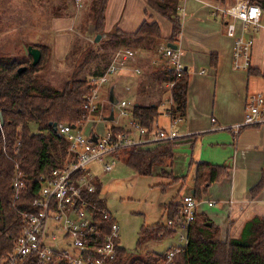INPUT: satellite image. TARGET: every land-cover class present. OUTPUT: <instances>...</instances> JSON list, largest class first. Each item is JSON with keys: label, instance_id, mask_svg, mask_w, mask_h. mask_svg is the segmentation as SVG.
Wrapping results in <instances>:
<instances>
[{"label": "trees", "instance_id": "16d2710c", "mask_svg": "<svg viewBox=\"0 0 264 264\" xmlns=\"http://www.w3.org/2000/svg\"><path fill=\"white\" fill-rule=\"evenodd\" d=\"M207 1L225 4L227 0ZM249 1L264 8V0ZM106 6L107 0L93 1L94 28L97 35L106 38L107 42L114 47L118 42L125 45L128 41L135 40L146 42L148 48L162 39L160 26L156 22L147 21H144L135 33H125L119 29L106 33L104 31ZM148 6L171 23L172 35L168 42L176 44L182 29L178 10L179 1L149 0ZM32 46L39 49L42 54L41 61L36 66H33L31 56L23 60L0 57V116L3 118L0 131V260L14 249L15 242L24 227L22 214L31 209L32 202L39 193L40 177L48 175L67 158L68 143L52 129L51 125L61 122L76 125L81 121L87 115L83 108L84 104L95 89L89 80L75 79L68 81L62 90H40L36 85L39 76L52 58V48L43 44ZM78 53L76 43L72 54L75 59ZM90 53H93L92 49ZM23 68L26 70L19 73V70ZM105 70V67L98 66L92 75L102 76ZM248 73L252 76L264 77L258 70L251 67ZM173 78V74L170 73L168 79ZM189 82V74L186 71L176 79L171 91L172 116L186 115ZM158 108L156 105H138L135 107L134 117L142 127L150 131L160 116ZM113 131L116 133L121 129L114 128ZM19 141L21 147L20 154L17 156L15 147ZM180 143L182 144L180 140L161 143L153 150L132 148L124 152L126 164L139 175L150 176L153 174L154 167H160L174 157V150ZM16 161L20 162L28 178L26 179L27 189L18 201L14 200L15 192L12 188ZM228 172L229 169L226 166L198 164L194 179V198L200 200L201 191H205L211 184L227 176ZM178 180L173 179L174 182ZM96 185L97 191L91 195V198L102 208L107 209L103 200L97 199L101 194V184L97 182ZM263 187L264 172L258 185L252 189V194L255 196ZM180 209V203H171L167 207L168 219H173ZM101 223H104L106 232L113 224L112 222ZM210 223L206 217L197 216L190 228L188 244L175 256L173 264H264L263 218H254L248 222L240 239L225 242L222 241L218 228L209 226ZM172 236L173 233L164 224L143 226L139 233L137 248L141 249L148 242L153 244L162 242ZM117 251L113 264H165L166 252L159 254L150 251L143 256H136L123 247H119ZM26 264H37V262L32 260Z\"/></svg>", "mask_w": 264, "mask_h": 264}, {"label": "crops", "instance_id": "0c3cea01", "mask_svg": "<svg viewBox=\"0 0 264 264\" xmlns=\"http://www.w3.org/2000/svg\"><path fill=\"white\" fill-rule=\"evenodd\" d=\"M235 1L227 0L225 4L207 0L179 2L182 29L178 42L173 45L180 50L182 63L190 78L186 115L176 116L181 118L175 130L179 133L182 144L176 146L171 160L153 169L157 171L161 168L159 176L162 178L179 179L176 183L181 185L180 199L183 198L180 193L185 186L187 187L188 181L190 185L184 197L188 195L194 197V179L198 164L210 163L226 166L229 169L227 176H223L205 191H201L200 200H197L198 215L206 217L211 222L209 225L218 228L224 242L240 239L246 224L254 218L264 219V187L255 196L252 194V189L258 185L264 172V125L246 127L239 134L234 133V128L244 121L248 97L252 94H264V90L250 91L248 84L250 78H261L264 81V77L252 76L246 69H236L235 41L226 33L227 21L215 15L213 8L214 6L231 7ZM148 2L149 0H107L104 31L109 33L119 29L125 33H135L144 21L156 22L162 32V39L158 43L171 44L168 42L172 35L171 23L150 9ZM77 23L78 16H55L51 19L49 35L46 38L48 40L45 39L42 44L52 48L53 61H64L69 55ZM262 25L259 32L251 35L254 38L251 68L258 70L264 76V18ZM92 29L95 31L94 26ZM34 43L40 44L38 41ZM159 66L161 67L159 72L164 78L160 89V100L159 104L151 105L159 107L158 119L162 116L167 120L165 127L161 126L157 119L150 131L144 127L149 133L143 137L132 129L131 119L139 123L134 117L135 107L141 104L137 102V95L131 94L124 99L134 103L133 116L125 118L128 119L126 122L118 115L119 123L110 124L116 122V106L124 101L118 100V91L116 86L112 85L109 91L110 100H114L116 104L113 105L110 101L109 115L104 119L102 117L104 124L98 131L95 129L96 124L86 126V134L92 132L102 134L110 126L112 130L116 128L128 132L137 141H149L140 149L153 150L159 146L161 143L153 139L155 134L161 130L169 131L173 123V117L169 115L171 109V90L167 87L169 79L162 72V65ZM112 111L114 120L108 121ZM155 126L156 133L152 136ZM182 146H189L192 154H188L184 161L189 164L187 171L183 166L184 172L180 174L176 172L180 162L175 159V154ZM94 168L102 170V167L92 165L91 171L97 182L101 184V200L107 207V200L103 196V183ZM180 202L179 200L171 203ZM165 212L168 218L167 208ZM113 217L117 222L114 215ZM120 247H123L121 242Z\"/></svg>", "mask_w": 264, "mask_h": 264}, {"label": "built area", "instance_id": "2783aa9c", "mask_svg": "<svg viewBox=\"0 0 264 264\" xmlns=\"http://www.w3.org/2000/svg\"><path fill=\"white\" fill-rule=\"evenodd\" d=\"M77 9L84 8L86 0H73ZM180 3L186 0H178ZM215 15L227 21L226 33L235 41L236 69L251 67L254 38L263 27L264 8L252 4L249 0H236L231 7L214 6ZM156 56L162 65V72L169 78L167 87L172 91L176 79L186 70L182 63L179 49H172L165 43H158ZM126 72L143 75L138 66V54L132 49L119 50L115 53L107 71L99 77L89 80L95 87L87 98L84 110L87 115L76 125L56 123L55 132L68 143L67 158L48 175L39 179L40 190L29 211L22 214L23 230L15 242L13 251L0 260V264H26L36 260L37 264H113L120 247V227L113 215L92 200L97 191V180L91 171L92 165H100L103 172L111 173L117 157L132 148H141L149 141L135 140L126 131L114 132L107 128L102 134H86V126L102 120L105 100L101 98L103 88L112 80ZM173 106L172 96L170 98ZM134 103L121 101L116 106L120 118L133 116ZM170 116L171 112L169 113ZM173 123L169 131L161 130L155 134L154 141L170 143L181 137L176 132V125L181 118L172 116ZM264 125V94H252L248 97L244 121L234 128L239 134L246 127ZM130 126L142 137L149 133L134 119ZM95 138V140H94ZM21 142L15 147V154L20 153ZM7 154V151L4 150ZM27 175L16 161L12 188L14 200H20L27 189ZM97 199L101 200V196ZM181 209L173 218L168 219L165 227L173 233L170 239L177 243L164 253L165 264H173L174 258L188 244L189 232L198 216V201L188 195L181 199ZM212 205V204H210ZM103 220V221H102ZM112 222L106 232L104 223ZM163 253V254H164ZM163 260V259H162Z\"/></svg>", "mask_w": 264, "mask_h": 264}, {"label": "rangeland", "instance_id": "374dc122", "mask_svg": "<svg viewBox=\"0 0 264 264\" xmlns=\"http://www.w3.org/2000/svg\"><path fill=\"white\" fill-rule=\"evenodd\" d=\"M93 1H85L84 8L78 10L73 0H0V57L23 60L28 56L27 48L34 42L42 44L49 35L50 21L55 16H78V23L74 29V41L69 57L61 62L51 58L39 76L37 87L40 90H62L64 85L75 79L91 80L92 72L98 66L109 68L115 53L119 50L132 49L138 54V66L143 70V75L138 76L133 72H126L116 76L110 85L103 88L101 98L105 100L103 119L107 118L111 110L110 88L116 86L118 100H125V96L137 95V102L142 106L159 104L162 74L159 69V58L156 56V45L148 46L146 42L130 40L114 47L102 36L96 43V32L91 28L93 22ZM116 29V28H115ZM40 38V39H39ZM48 40V39H46ZM77 43L78 56L74 58V45ZM90 49L93 53H90ZM76 53V52H75ZM157 65V66H156ZM250 91H263L264 81L261 78L251 77ZM118 113L116 122L118 124ZM99 117L95 129L104 124ZM128 122V119H123ZM161 126L167 125L164 117L158 119ZM110 126H108V129ZM156 126L151 135L156 133ZM180 129H182L180 127ZM183 132V131H182ZM181 132V133H182ZM181 153V154H180ZM188 154H192L189 146H182L175 154V159L180 162L176 172L189 164L184 163ZM115 161L113 172L105 173L100 168H94L103 183V196L107 200V209L112 212L120 227L121 245L136 256L155 251L163 253L177 243L176 239H165L160 244L145 243L141 249L137 248L139 233L143 226H154L167 223L166 208L171 202L180 199V183L171 178H162L158 168L150 176H141L125 164V156L119 155ZM186 174V173H185ZM190 185L189 181L187 187ZM184 187L180 193L186 195L188 188Z\"/></svg>", "mask_w": 264, "mask_h": 264}, {"label": "water", "instance_id": "95a60500", "mask_svg": "<svg viewBox=\"0 0 264 264\" xmlns=\"http://www.w3.org/2000/svg\"><path fill=\"white\" fill-rule=\"evenodd\" d=\"M101 38H102V36L101 35H98L97 37H96V43H98L100 40H101ZM170 48H172V49H178V47L176 46V45H173V44H169L168 45ZM28 53H29V55L32 57V59H33V66H36V65H38L39 63H40V61H41V58H42V54H41V51L40 50H38V49H36V48H34L33 46H29L28 47ZM26 70V68H23V69H20L19 70V73H22L23 71H25ZM112 95H113V93H111ZM111 101V103L114 105V104H116V102H114V100H110ZM0 120H1V124H0V131H1V128H2V125H3V118L0 116ZM114 120V112L112 111V113H111V116L108 118V121H113ZM51 126H55V124L54 125H51ZM54 131H55V129H53ZM95 140V139H94ZM209 226H211V225H209Z\"/></svg>", "mask_w": 264, "mask_h": 264}]
</instances>
